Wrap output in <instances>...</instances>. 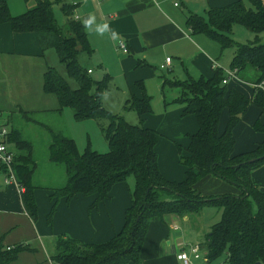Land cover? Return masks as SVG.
I'll use <instances>...</instances> for the list:
<instances>
[{"label":"trees","instance_id":"trees-1","mask_svg":"<svg viewBox=\"0 0 264 264\" xmlns=\"http://www.w3.org/2000/svg\"><path fill=\"white\" fill-rule=\"evenodd\" d=\"M8 1L0 0V24H8L14 33L33 32L41 52L53 48L67 74L77 82L78 86L72 89L52 67L45 66L42 90L56 97V110L69 107L76 120L108 121L102 130L108 145L106 152L95 151L89 145L80 152L71 137L42 125L49 135L47 159L61 164L66 176L64 184L53 189L51 197L69 200L78 195L90 196L93 198L91 208L109 197L114 184L125 181L130 174L134 178L130 204L124 210L120 230L99 243L59 235L50 256L52 264H141L140 252L152 220L163 221L167 215L199 214L204 206L214 207L219 212V219L209 225L201 244L207 263L221 255L220 264L264 263V191L251 174L264 163V136L250 150L233 153V128L248 107L256 106L264 118L263 90L252 86V94L246 96L228 87L222 83L226 74L220 68H215L208 78L200 76L169 82L179 89L174 101L183 103L182 115H193L197 130L188 135V144L183 148L185 152L176 145L181 153L179 162L185 168L184 177L167 180L158 168L155 150L158 134L141 122L142 116L151 112V98L143 83L136 81L134 84L141 96L131 95L123 106L124 110H133L138 115L139 124H130L122 115L107 111L101 104L108 75L94 80L88 68L78 60L80 54L89 56L92 48L83 24L72 17L73 5L65 0H54L66 17V24L60 26L50 0H33V6L17 15L10 13ZM186 23L193 32L202 33L216 42L221 50L234 47L229 68L235 69L240 79L252 85L264 80V40L260 42L259 36L264 31V0H236L225 6L212 7L205 18L191 15ZM234 23L243 25L254 38L246 43L234 41L229 34ZM223 109L228 111V118L222 132H218ZM252 128L264 135L261 119L255 120ZM5 142L8 147H13H9L14 154L12 169L17 183L23 188L22 206L35 220L37 207L32 177L36 164L32 143L24 139L14 125L8 129ZM206 176L235 186L238 193L201 195L195 184ZM250 199L255 203V211ZM50 218L48 214L47 220ZM28 250L31 248L27 244L20 243L7 249L0 243V264H9L19 252Z\"/></svg>","mask_w":264,"mask_h":264},{"label":"crops","instance_id":"crops-1","mask_svg":"<svg viewBox=\"0 0 264 264\" xmlns=\"http://www.w3.org/2000/svg\"><path fill=\"white\" fill-rule=\"evenodd\" d=\"M66 1L73 5L72 17L82 23L86 31L92 48V53L87 58L92 57L93 61L98 62L99 68L106 70L108 74L112 73L117 76L119 84L124 86L125 91L122 93L126 92L128 98L131 95L140 97L141 92L134 84L136 81L142 82L146 94L152 99V101L150 99V104L153 109L154 93L158 90L161 92V98L156 100L158 105L163 103V107L159 109L160 114L150 115L151 111L143 115L141 120L144 126L156 132L157 126L164 125L166 120H185L188 121L190 127L191 123L193 124L192 118H182L184 105L174 101L179 94V89L169 85V82L188 78L197 79L200 76L208 78L212 76L215 68L231 70L229 68L231 57L221 60L222 51L218 44L202 33L193 32L186 20L191 15L205 18L209 8L225 6L236 0ZM174 1L178 3L176 6ZM9 3L10 0L8 1L10 11ZM102 27L104 30L98 31V28ZM120 40L125 43L127 52L116 47V43ZM43 53L33 32L14 33L8 24H0V121L5 119L6 123L0 126H4L7 130L13 124L17 126L15 121L19 118L26 120L30 118L40 126H49L44 122L36 121L29 115L27 117L25 113L33 117L37 113L45 115L51 111L61 114L62 110H56L58 106L53 109L34 106L29 107L31 109L28 110H23L19 106L24 94L29 93L30 88H35L31 86L33 85L31 76L34 77L33 81L35 77L36 80L42 78L46 66ZM167 57L170 60L166 64L165 58ZM162 64L166 67H160ZM88 70L91 73V68ZM229 79L230 88L246 96L252 94L250 82L238 76L237 78L230 77L227 81ZM40 89H42V83L40 87H36V90ZM165 89L169 90L168 95L164 93ZM10 106L14 108L10 109ZM227 118L228 111L222 110L217 130L218 127L221 128L222 123L227 121ZM257 119L264 121L259 109L254 105L249 106L233 128V153L250 150L263 139V133L252 128V123ZM194 120L196 122L195 118ZM194 130H197V123L196 128H188L186 134L194 133ZM47 143L48 139L43 145L45 152H47ZM158 144L157 136L156 153ZM187 144L188 136L185 146ZM32 146V156L36 164L33 181L39 167L52 172L53 167L57 166L48 161L47 154L42 155L44 161L38 162L33 143ZM10 148L13 149V147ZM157 157L158 168L164 178L181 180L184 177V166L177 165L170 159L169 165H165L166 171L161 166L158 154ZM60 174H62L61 177ZM251 174L256 180V172L254 173L253 170ZM50 176L52 175L48 172L41 175V179L45 181L43 186L33 181L37 214L35 220H32L22 206L18 184L12 181L5 182L6 172L0 170V243L4 248L20 243L27 244L31 248V250L19 252L17 258L9 264L21 261L25 255L30 257L22 260V262L28 261L27 264H52L50 256L54 253L57 236H66L87 243H99L108 240L123 225V213L130 204V195L120 188L121 183L112 186L107 199L90 208L93 201L90 196L78 195L69 200L63 197H51L53 189L62 185H56L54 182L48 183ZM64 176L62 171L58 174L60 179ZM195 188L201 195L238 193L235 186L213 176L198 180ZM48 214L51 215L50 221L47 220ZM182 219L188 221L189 217L183 216ZM208 227L204 230V234L207 233ZM201 233L203 234V228L196 223V234ZM175 234H181L175 217L168 216L163 221L152 220L140 252L141 264H182L177 259V254L181 250H186L181 246L189 247L193 243L201 245L203 242L196 240L182 243V235ZM165 240H168V246H177V250L173 248L171 253H161V244ZM179 240L180 244L177 243Z\"/></svg>","mask_w":264,"mask_h":264},{"label":"rangeland","instance_id":"rangeland-1","mask_svg":"<svg viewBox=\"0 0 264 264\" xmlns=\"http://www.w3.org/2000/svg\"><path fill=\"white\" fill-rule=\"evenodd\" d=\"M52 2V11L53 15L60 26H64L66 24V17L64 16L61 7L59 4L54 2V0H50ZM66 1V0H65ZM68 2V1H66ZM69 3V2H68ZM10 12L12 15H17L19 13H22L23 11L27 10L29 7L34 5L33 0H10ZM246 5H248L246 3ZM230 37L239 43H246L249 40H252L254 38V34L251 31H248L243 25L234 23L231 27V30L229 32ZM260 36V42L264 40V31L259 33ZM216 45V43H214ZM222 53L220 54V59L226 60L229 57L233 55L234 47H227L221 50ZM43 59L45 60L46 66L52 67L56 73L63 77L70 88L74 89L76 88L77 82L75 79L71 76H69L66 72L65 66L63 63H61L57 57V54L53 48H47L43 51ZM83 58V59H82ZM79 62L82 65H85L88 68H91L90 76L94 80H100L105 75H108V82H107V88L104 91L103 95L101 96V104L102 106L109 112L113 114H119L122 115L123 118L130 124H139V118L138 115L133 110H124L123 106L125 101L127 100L128 96L127 93H122L124 90V86L120 85L118 82L117 76L112 75L110 76L108 72L102 68L98 67V62L93 61L92 57L87 58L85 54H80L78 57ZM31 82L33 85H31L33 88L29 89V93L24 94L22 97V100L19 102V106L23 110L31 109L29 107L34 106H41L45 108L53 109L57 107V99L53 94H46L43 92L42 89L36 90V87L41 86L42 78L40 77L39 80L33 81L34 77L31 76ZM230 79L227 81V86L229 87ZM246 85V83H244ZM250 86V83H249ZM32 89V90H31ZM168 89L164 90V93H168ZM168 95V94H167ZM154 102H153V109L151 106V113L150 115H157L160 114V108L163 107V103H159L158 105V99L161 98V92L158 90V92L154 93ZM157 100V101H156ZM152 101V99H151ZM157 102V103H156ZM161 102V101H160ZM161 106V107H160ZM13 106H10V109H13ZM223 111L227 112L226 109H223ZM18 114V113H15ZM31 118L35 119L36 121L44 122L46 124H49L48 127L53 129L54 131H60L64 135L71 137L76 146L78 151L82 152L88 145L91 149L98 151V152H106L108 150L107 142L103 135V128L107 125L108 121L106 119H81L76 120L73 117L72 110L69 107H64L61 111V114H57L54 111H51V113L43 114V113H37L34 117L28 114ZM27 115V116H28ZM182 115V114H181ZM38 117V118H36ZM183 117H190L193 119V124L191 123L188 125V121H175V120H166L164 122V125L157 126L158 130V147H157V154L159 156V160L161 163V166L163 169L167 171V168L165 165H169L170 159L173 163L180 165L183 167V165L179 162V158L181 153L178 152L179 147L176 145L179 144L181 147V152L183 151V147L187 143V136L189 134H193V132H190L189 134L186 130L188 128H196V122L194 120L193 115H182ZM155 123V122H154ZM0 124L6 125L5 119H2L0 121ZM15 124L18 129H20L22 133V137L24 139L32 141V143L35 145L36 150V159L38 162L44 161V158L42 155H46L47 152L44 151V144H46V140L48 139L49 142V135L47 131L43 128V126H37L36 124H33L31 120H26L19 118L15 121ZM226 122L224 124L222 123L221 128L218 131L222 132L224 129ZM9 125V124H8ZM155 125H158L155 123ZM185 126V128H184ZM10 128V127H9ZM195 131V130H194ZM48 144V143H47ZM170 152H172L174 155H172ZM55 164L57 167H53L52 172H50L49 169H42L38 168L37 172L34 175L33 181L37 183L38 185H42L45 182L41 179V175L48 172L50 175V179L48 183H55L56 185H63L65 182L66 176L64 178L60 179L58 178V174L62 171V173L65 175L64 168L59 163H52ZM184 168V167H183ZM256 172V180L255 182L257 185H259V188L262 190L264 189V163L259 165L254 169V173ZM62 174H60V177ZM32 181V182H33ZM120 188L125 190V193H128L130 195L131 191L133 190L134 186V178L133 175H128L124 182H119ZM118 184V183H117ZM251 201V208L253 211L256 210L255 203L252 199ZM172 216L176 218V221L179 225V230L181 234H175L177 236L182 235V243H186L189 241H204V230H206L207 226L214 223L219 219V212L214 207L204 206L202 208V211L199 214H190L188 221H185L182 219V217L174 216V215H167L165 216ZM196 223L198 226H201L203 228V234H196ZM174 235V234H172ZM180 239V238H179ZM168 240H165L161 244V253L170 252L174 249L177 250V246H168L167 244ZM180 244V240L177 242ZM181 248H184L186 252L188 253V247L184 246ZM171 253V252H170ZM168 253V254H170ZM29 255H25L22 257L21 261L13 262L11 264H27L28 261L22 262V260H26L30 257ZM32 259V258H31ZM223 260V255L218 257L217 259L207 263L204 261V259H194L193 264H220Z\"/></svg>","mask_w":264,"mask_h":264},{"label":"built area","instance_id":"built-area-1","mask_svg":"<svg viewBox=\"0 0 264 264\" xmlns=\"http://www.w3.org/2000/svg\"><path fill=\"white\" fill-rule=\"evenodd\" d=\"M177 4L178 3L174 1V5L176 6ZM116 47L118 49H121L123 52H127L125 43L121 40L116 43ZM169 60H170L169 57L165 58L166 64L169 62ZM160 67L165 68L166 65L162 64L160 65ZM223 71L226 74V76L223 78L222 83L225 84L227 79L230 77L237 78L235 69L223 70ZM88 72H90V70H88ZM252 86L261 88L264 92V80H262L258 84H255V85L253 84ZM7 133H8V130L4 126H0V170H4L6 172L5 182L12 181V182L17 183L16 178L13 173V169H12V160H13L14 154H13V151L8 147V145L5 142ZM18 190L19 192H22L23 190V188L19 186V184H18ZM188 250H189L188 253L184 250H181L177 254V259L180 260L182 264H193V260L199 259V258L205 260L204 252H202L201 245H199L198 243H193L189 245Z\"/></svg>","mask_w":264,"mask_h":264},{"label":"clouds","instance_id":"clouds-1","mask_svg":"<svg viewBox=\"0 0 264 264\" xmlns=\"http://www.w3.org/2000/svg\"><path fill=\"white\" fill-rule=\"evenodd\" d=\"M106 27V26H105ZM104 30V28L102 27V28H98V31H103Z\"/></svg>","mask_w":264,"mask_h":264},{"label":"water","instance_id":"water-1","mask_svg":"<svg viewBox=\"0 0 264 264\" xmlns=\"http://www.w3.org/2000/svg\"><path fill=\"white\" fill-rule=\"evenodd\" d=\"M254 264H264V263H261V262H259V261H256Z\"/></svg>","mask_w":264,"mask_h":264}]
</instances>
